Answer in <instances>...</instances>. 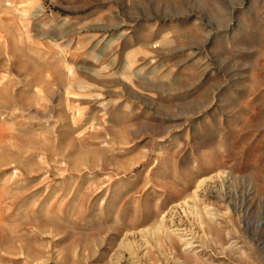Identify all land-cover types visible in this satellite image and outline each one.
<instances>
[{
	"label": "rangeland",
	"instance_id": "rangeland-1",
	"mask_svg": "<svg viewBox=\"0 0 264 264\" xmlns=\"http://www.w3.org/2000/svg\"><path fill=\"white\" fill-rule=\"evenodd\" d=\"M171 208L122 264H264V0H0V264H113Z\"/></svg>",
	"mask_w": 264,
	"mask_h": 264
},
{
	"label": "bare ground",
	"instance_id": "bare-ground-1",
	"mask_svg": "<svg viewBox=\"0 0 264 264\" xmlns=\"http://www.w3.org/2000/svg\"><path fill=\"white\" fill-rule=\"evenodd\" d=\"M202 186H203V184L200 183L198 185L197 189L202 188ZM183 204L186 205L187 204L186 201H184ZM175 208H173V209L171 208V210L168 212L167 216H168L169 220L166 221V223H164L165 225L160 222L159 225L156 228L148 230L147 233L145 231L144 234H143L144 236L139 237V235H137V237H139L140 239H138L137 237H133V238L131 237V239L125 238V240L122 241V243L119 245L118 250L114 253L115 255H114V258H113V261H114L113 264H122V262H124L123 260H128L129 256L131 255V252H132V249H131L132 244L134 245L135 243H139L138 246H140V247L144 246L145 241H144L143 237H147L148 235H149V237H152L153 239L154 238L157 239L159 233H163L164 234V232L166 233L169 229L175 228V230L173 232L182 231V232H184L182 237L187 236L186 235L187 232H190V231H188L186 228H184L182 230L180 229V227H184V226L181 223V221H177L175 219V216L173 215V210ZM136 238H137V242H136ZM141 240H143V241H141ZM187 244L190 245L191 243L187 242Z\"/></svg>",
	"mask_w": 264,
	"mask_h": 264
}]
</instances>
